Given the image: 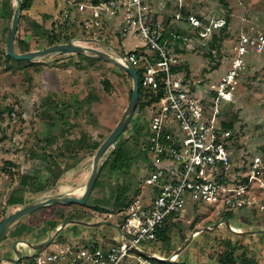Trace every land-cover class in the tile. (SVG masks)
Wrapping results in <instances>:
<instances>
[{
    "label": "rangeland",
    "instance_id": "obj_1",
    "mask_svg": "<svg viewBox=\"0 0 264 264\" xmlns=\"http://www.w3.org/2000/svg\"><path fill=\"white\" fill-rule=\"evenodd\" d=\"M76 1L30 0V7L22 11L16 36L28 43L29 51L48 47V39L41 35L44 30L68 33L70 40L96 38L125 54L134 49L149 50L140 37H120L116 16L101 14L100 27L94 30L90 26L85 28L81 19H91L89 4L85 2L86 9L81 13ZM225 2L227 7L219 0H206L199 7L205 17L228 16L229 24L220 47L211 48V36L171 44L187 68L181 69L179 75L196 86L195 95L208 99L210 86L216 85L225 76L231 61L230 49L238 37L241 34L264 33V0ZM10 10L13 12V1L0 0V220L6 212L9 214L21 206L11 205L9 197L28 203L36 199L37 193L47 192L49 188L52 190L55 184L57 186L56 176H67L64 180L72 182L68 184L69 191L82 186L90 173L94 152L83 148L78 139L85 135L92 141H103L121 118L132 89L131 79L115 65L80 55H56L24 67L7 60L3 53L11 22ZM178 24L185 36L193 33L187 24ZM168 30L171 31V28ZM87 45L110 52L100 44ZM15 50L19 52V48ZM243 62L245 65L233 94L232 106H224V103L221 106V112L228 108L234 116L230 146L238 164L264 153V53L250 52L243 57ZM216 64L219 66L216 67ZM104 79H108L111 85L108 92L102 83ZM147 125L148 114L145 109L137 108L114 149L117 151L118 146L123 148L120 153L124 158L122 169L112 171L105 163L91 192L89 203L98 205L102 211L86 208L84 217L90 214L102 221L118 224L124 211L118 209L120 204H115L116 196L121 194L122 197L133 198L141 193L140 189L149 191L143 183ZM52 191L55 192L56 188ZM75 206L81 209L76 204L63 208L56 206L46 216L58 217L60 211H69ZM232 214L235 218L230 222L236 230H264L262 213L246 210ZM223 215H217L214 209L201 203L185 204L184 209L173 216L178 219L166 243L142 244L140 247L151 254L170 258L196 230L223 220ZM247 222L252 224L246 225ZM33 223H19L15 230L28 234L30 227H34ZM77 229L83 230L84 227L67 224L44 249L23 246L19 264H55L47 261V254L68 251L67 247L78 248V244H72L79 239ZM94 229L101 231L108 242L119 240L118 231L113 227L102 225L94 226ZM225 242L235 245L238 253L242 250L246 252L253 259L252 264H264V232L240 238L229 234L224 224L193 236L178 259L194 264H212L216 260V250H222Z\"/></svg>",
    "mask_w": 264,
    "mask_h": 264
},
{
    "label": "built area",
    "instance_id": "obj_2",
    "mask_svg": "<svg viewBox=\"0 0 264 264\" xmlns=\"http://www.w3.org/2000/svg\"><path fill=\"white\" fill-rule=\"evenodd\" d=\"M202 2L206 0H107L88 6L91 19H81L85 28L100 27L101 14L116 16L120 37H140L149 49L123 53L135 70L141 69L138 80L144 91L156 95L162 90L160 98L144 108L148 135L143 183L149 191L140 189L124 210L118 243L106 248L67 247L68 251L48 253V262L154 264L152 257L140 254L149 253L140 246L157 243V231L188 203H201L217 215L247 210L264 216V153L235 162L231 131L222 129L220 118L222 104L231 103L239 83L243 57L264 53V33L241 34L230 49L225 76L207 91L210 99L195 95L196 86L179 75L180 70H172L183 63L171 44L212 38L227 27L225 17H205L199 8ZM78 8L83 13L86 6L78 4ZM179 22L193 33H181L177 42H170L168 29H181Z\"/></svg>",
    "mask_w": 264,
    "mask_h": 264
},
{
    "label": "water",
    "instance_id": "obj_3",
    "mask_svg": "<svg viewBox=\"0 0 264 264\" xmlns=\"http://www.w3.org/2000/svg\"><path fill=\"white\" fill-rule=\"evenodd\" d=\"M12 1H13V12H12L11 22H10V25L7 31L6 48H5L7 56L17 61L23 60V61L35 62V61L53 57L56 55L75 54V55H80V56H83V57H86L92 60L111 63L115 65L116 67H118L121 71H124L130 75L131 81H132V92H131L129 102L121 118L119 119L115 127L111 130L108 136L102 141L100 146L97 148V150L92 155L90 173L85 183L82 186L78 187V188L82 187L83 189L81 195L79 196L74 195L73 194L74 190L69 191V192H63V193L47 194V195H42L26 204H23L17 207L11 213L6 215L0 222V237L4 234V232L8 228H10L20 219L40 209L50 207L53 205L65 206L69 204H76L79 206H83L86 203L87 199L89 198L94 188V185L98 179V176L101 172L103 165L106 163L111 152H113L114 149L116 148V144L119 138L124 134L126 128L128 127L131 120L133 119V116L138 108V103H139V80H138V75H137L136 70L129 63V61L126 59L125 55L122 52H120L118 49L112 47L111 45L107 44L106 42L102 40H98L96 38H89V39L72 38L68 42L57 43V44L48 46L43 49L18 53L15 50L14 44H15L16 34L18 31L20 16L22 14L23 0H12ZM88 43H95V44L103 45L107 47L110 50V52H106V51L88 46L87 45ZM70 223L85 225L89 227L107 224L105 222L88 223L84 221L66 220L59 226V228L55 231V233L50 238H48L47 240L41 243H34L31 241H27V240L15 241L13 244L14 256L1 257L0 264L18 263L22 259L23 246L38 249V250L44 249L56 238V236L61 231V229H63L67 224H70ZM223 224L227 227L229 231H231L234 234L240 235V236H250V235L260 234L264 232V230H251V231L236 230L235 228H233L230 220L225 218L211 226H206V227L196 230L192 235H190L184 241L182 245H180L176 249L174 254L168 259L157 256V255L149 254L146 252H140V254L146 257H152L153 259H156L158 261L173 262L181 254V252L188 245V243L192 240L193 236H195L198 233L204 232V231H210V230L216 229Z\"/></svg>",
    "mask_w": 264,
    "mask_h": 264
},
{
    "label": "trees",
    "instance_id": "obj_4",
    "mask_svg": "<svg viewBox=\"0 0 264 264\" xmlns=\"http://www.w3.org/2000/svg\"><path fill=\"white\" fill-rule=\"evenodd\" d=\"M102 1H107V0H91V4L97 5ZM219 1L225 7H227V3L225 2V0H219ZM29 7H30V0H23L22 11L28 9ZM22 17H23V15L21 14L20 21H21ZM9 18L10 19L12 18V10H10V17ZM225 18H226L227 25H228L229 24V18H228V16H226ZM20 21H19V24H20ZM224 31H226V28H224L218 35H216V34L213 35L211 45H210L211 48H213V47L218 48L221 46V42H222L223 37H224L223 36ZM181 33H183V32L181 31L180 28H172L170 33L167 34V38L170 42H172L173 39L175 42H177L178 41L177 35H179ZM41 35L45 36L48 39L47 46H51V45H54L57 43H63V42L70 41V36L68 35V33H62V32L55 33L54 30H50V31L44 30ZM173 35H175V36H173ZM14 47H15V49L19 48L18 53H23V52L29 51L28 43L23 39H19L18 36H16V38H15ZM3 55L7 60H11L14 62V64H17V65L22 66V67H24L26 64H36L37 63V62L35 63V62L23 61V60H20V61L14 60L11 57L6 55V51H4ZM215 66L217 67V66H219V64H216ZM183 68H185L187 70L186 65H184V64L181 66H178V67H174L172 70L173 71H179ZM136 71H137L138 77L140 78L141 69H137ZM121 72L123 73V75L125 77H128L129 79H131V77L128 73H126L124 71H121ZM102 83H103L105 91L108 92L109 89L111 88L109 80L104 79L102 81ZM160 86H162V85H160ZM131 92H132V89L130 90V94H131ZM161 95H162V90H160L156 95L153 92L144 91L140 87V82H139L138 109L139 110L144 109L145 106L149 105L152 101H157ZM231 104L232 103H224V106L227 105V107H229V106H232ZM220 118H221L222 129L231 130L234 127V119H233L234 116L232 114H230V112H228V108L224 109V111L221 112ZM147 130H148V125H147ZM78 141L83 148H87L89 150L92 149L93 152H95L97 150V148L100 146V144L102 143V141H100V142L99 141H92L90 137H86L85 135H82L78 139ZM122 150H123V148L121 146H118L117 151L114 150L113 152H111L110 156L108 157V159L106 161V164L110 167V169L112 171L120 170V169H122L121 167H123L122 162H123L124 158L120 154ZM97 181L94 185L93 190L96 187ZM93 190H92V192H93ZM133 198L122 197L121 194H118L116 196V199H115V204H117V206L120 204L118 206V209L124 211L126 209V207L128 206V204L133 200ZM8 201L11 205H15V206L23 204L22 200L18 199V198L9 197ZM69 205H74V204H69ZM80 208L81 209L78 210L77 206H75L74 208H71L66 213L60 211L58 214V217L60 218L61 223H63L66 220H74V219H76V217L77 218L78 217H84V213H86V208H92L93 210L102 211V208L99 207L98 205L91 206L88 203H85L83 206H80ZM77 214L78 215L80 214V216H77ZM6 215H8L7 212L4 214V217ZM225 218L229 219L230 221H233L235 217H233L232 213H225L222 216V219H225ZM177 219H178V217H170L166 221L165 225L157 231V243H166L169 240L170 230L173 226H175ZM1 221L2 220H0V222ZM17 224H15V225H17ZM251 224H252L251 222L246 223V225H251ZM227 231L229 234L241 238L240 235L234 234L231 231H229L228 229H227ZM2 238H3V235L0 237V240ZM225 244H226V246L223 247L222 250H220V249L216 250V253H215L216 254V260L212 264H252L253 259L251 257H249L246 252H244L242 250L240 253H238L235 245L232 246V245H230L229 242H225ZM94 245H96V244H94ZM160 257H162V256L160 255ZM178 258H179V256L173 262L158 261L156 259H151V261L154 264H194V263H188L186 261H181ZM198 264H203V263H198Z\"/></svg>",
    "mask_w": 264,
    "mask_h": 264
},
{
    "label": "crops",
    "instance_id": "obj_5",
    "mask_svg": "<svg viewBox=\"0 0 264 264\" xmlns=\"http://www.w3.org/2000/svg\"><path fill=\"white\" fill-rule=\"evenodd\" d=\"M85 2H87L89 5L91 4V0H78L75 3L85 5ZM88 4H86V5H88ZM56 178H58V180L56 181L57 186L55 184V187L52 188V190H54L56 188L55 192H53L49 188V190L47 192L37 193L36 194L37 196L35 198H38V197H40L42 195H46V194H52V193H58V192L63 193V192L69 191V185L68 184L69 183L72 184V182H69V181L66 182L64 180V178H67V176H65V174H62L61 176H56ZM58 186H59V188H57ZM89 198H90V196H89ZM89 198L87 199L86 203L91 205L89 203ZM25 203H27V202H23V204H25ZM56 206H57V208L62 207L60 205H53L50 207L40 209L34 213H31L30 215L23 217L22 219H20L18 222L15 223V224H17V223L18 224L19 223L31 224L35 221L33 223L34 227H30L31 229H29L28 234L27 233H25V234L18 233L19 230L18 231L15 230V228H16L15 224H14L15 226L13 225L10 228H8L4 232L3 238L0 240V258L1 257L14 256L13 244L17 240H27V241H31L34 243H41V242L47 240L48 238H50L55 233V231L59 228V226L62 224L60 218L58 219L57 216H53V215L46 216L47 212L51 208L56 207ZM91 206H93V205H91ZM59 210H61V209H59ZM62 212H64V211H62ZM66 212H68V211H65V213ZM74 220L75 221H84V222H88V223L105 222V223H107V224H105L106 226L113 227V228H115L116 231H118L119 239H120V232H119L120 219L118 220V224H117L114 221H102L101 219L96 218V217H92L89 214V215H87V217H78V218L76 217V219H74ZM80 226H83L84 229L83 230H81V229L76 230V234L77 235L79 234V239L77 241L72 242V244H74V243L78 244L79 247L86 245V244H96L97 246H102V247L106 248L112 244H116L119 242V240H118V242H112V243L108 242L107 241L108 238L103 237L104 235H102V232L99 231L98 229H94V227H89V226H85V225H80ZM99 226H102V225H99ZM101 238H102V240L100 241L99 239H101ZM23 250L24 249L22 248V256H23V252H24ZM51 252H53V251H51ZM51 252H49V253H51Z\"/></svg>",
    "mask_w": 264,
    "mask_h": 264
},
{
    "label": "bare ground",
    "instance_id": "obj_6",
    "mask_svg": "<svg viewBox=\"0 0 264 264\" xmlns=\"http://www.w3.org/2000/svg\"><path fill=\"white\" fill-rule=\"evenodd\" d=\"M82 191H83V189L81 187V188H78V189L74 190V193L73 194L76 195V196H79V195H81Z\"/></svg>",
    "mask_w": 264,
    "mask_h": 264
}]
</instances>
